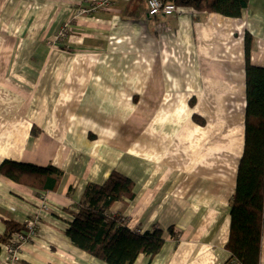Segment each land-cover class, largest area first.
<instances>
[{"label": "crops", "instance_id": "0c3cea01", "mask_svg": "<svg viewBox=\"0 0 264 264\" xmlns=\"http://www.w3.org/2000/svg\"><path fill=\"white\" fill-rule=\"evenodd\" d=\"M85 1L0 0V166L62 173L54 192L0 174V240L6 222L37 221L18 262L0 244V264H106L64 233L86 186L112 172L134 198L109 213L135 233L163 232L160 251L134 264H227L245 43L264 69V0H248L239 19L188 10L153 19L145 0L78 15Z\"/></svg>", "mask_w": 264, "mask_h": 264}, {"label": "trees", "instance_id": "16d2710c", "mask_svg": "<svg viewBox=\"0 0 264 264\" xmlns=\"http://www.w3.org/2000/svg\"><path fill=\"white\" fill-rule=\"evenodd\" d=\"M177 10L194 14H215L239 19L248 0H164ZM244 148L236 186L230 203V231L225 246L227 264H260V244L264 224V69L249 62V42L245 43ZM0 174L12 182L42 192H54L62 173L56 168L5 162ZM134 198L133 183L112 172L102 185L88 184L77 214L68 223L65 236L78 250L106 264H134L140 255L152 257L163 245L158 228L138 234L128 228L121 216L110 208ZM0 244L8 247L11 238L28 227L6 222Z\"/></svg>", "mask_w": 264, "mask_h": 264}, {"label": "built area", "instance_id": "2783aa9c", "mask_svg": "<svg viewBox=\"0 0 264 264\" xmlns=\"http://www.w3.org/2000/svg\"><path fill=\"white\" fill-rule=\"evenodd\" d=\"M115 0H87L84 3H80L77 8L78 15H91L95 13H105L112 6ZM125 1V0H123ZM145 6L147 15L150 18L168 17L175 15L178 10L170 3L164 2V0H145ZM63 35H59L62 37ZM52 44V43H51ZM37 221L32 222V225L28 227L27 234L14 235L11 238V245L7 247L8 260L12 263L18 262V251L20 247L31 239L36 233Z\"/></svg>", "mask_w": 264, "mask_h": 264}, {"label": "bare ground", "instance_id": "6f19581e", "mask_svg": "<svg viewBox=\"0 0 264 264\" xmlns=\"http://www.w3.org/2000/svg\"><path fill=\"white\" fill-rule=\"evenodd\" d=\"M25 234H27V232L26 231H24V232H21V233H18V234H16V235H25ZM6 254H7V256H8V251L6 250Z\"/></svg>", "mask_w": 264, "mask_h": 264}]
</instances>
